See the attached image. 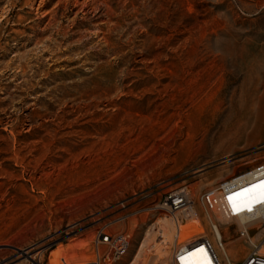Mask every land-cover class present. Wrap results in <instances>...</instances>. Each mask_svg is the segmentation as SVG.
<instances>
[{
  "label": "rangeland",
  "instance_id": "obj_1",
  "mask_svg": "<svg viewBox=\"0 0 264 264\" xmlns=\"http://www.w3.org/2000/svg\"><path fill=\"white\" fill-rule=\"evenodd\" d=\"M263 159L264 0H0V264H91L103 226L168 264L161 195Z\"/></svg>",
  "mask_w": 264,
  "mask_h": 264
},
{
  "label": "built area",
  "instance_id": "obj_2",
  "mask_svg": "<svg viewBox=\"0 0 264 264\" xmlns=\"http://www.w3.org/2000/svg\"><path fill=\"white\" fill-rule=\"evenodd\" d=\"M264 181V159L246 169L220 181L216 186L208 188L199 197L196 206L190 190L185 185L174 187L161 195L157 205L152 209H161L162 214L171 215L179 211H188L194 205L198 219L201 220L203 231L180 239L175 237L171 245L168 264H183L182 256L196 248L207 252L210 264H264V203H256L259 189L252 201L244 197L237 198V208L228 197L253 184ZM251 203V210L246 204ZM162 216V215H161ZM241 244L244 254L241 260H234L229 247ZM97 248L96 259L91 264H113L127 252L130 239L125 233L111 234L106 226L100 228L95 239ZM99 244H106L107 250L100 255ZM235 255V253H234Z\"/></svg>",
  "mask_w": 264,
  "mask_h": 264
},
{
  "label": "snow or ice",
  "instance_id": "obj_3",
  "mask_svg": "<svg viewBox=\"0 0 264 264\" xmlns=\"http://www.w3.org/2000/svg\"><path fill=\"white\" fill-rule=\"evenodd\" d=\"M256 189H259V199H255L256 203H264V181H261L259 185L253 184L249 188L242 189L240 192H235L231 196L228 197L230 202H233V209L235 210H243V208H237V204L235 201L237 198L244 197L249 201H252L254 197L257 195ZM248 210H251V203L246 204ZM181 261L183 264H210V260L207 256V252L203 248H196L194 251L187 254V256H182Z\"/></svg>",
  "mask_w": 264,
  "mask_h": 264
},
{
  "label": "bare ground",
  "instance_id": "obj_4",
  "mask_svg": "<svg viewBox=\"0 0 264 264\" xmlns=\"http://www.w3.org/2000/svg\"><path fill=\"white\" fill-rule=\"evenodd\" d=\"M194 205L190 206V208L192 209ZM194 210V209H193ZM179 211V214H177L178 212L171 214L174 216V219L176 221V223H179V216H183L182 219L183 221H187L189 222L190 226H191V230L190 231H184V233L182 232V230L178 227L179 225H177V230L175 228L170 229L165 235L164 238L161 241H158L156 244H158L157 246L160 248V251H163L164 248H166L167 246L170 247L171 244L173 243V240L175 237H181L180 235L182 234H190V235H194L197 233H201L203 231V227L201 224V220L198 219V216L196 213L192 214H187L186 211ZM177 215V216H176ZM170 219V217H168V215H164L163 216V222L167 223V221ZM166 225V224H165ZM156 227V226H155ZM148 245V244H146ZM144 247V246H143ZM157 247V248H158ZM155 252H153L154 254H157L158 251H156L157 249H154ZM142 251V250H141ZM159 251V252H160ZM167 251V250H166ZM227 253L229 254V251H227ZM141 253L139 254L138 259H141Z\"/></svg>",
  "mask_w": 264,
  "mask_h": 264
}]
</instances>
